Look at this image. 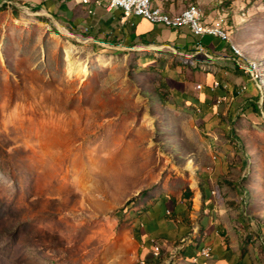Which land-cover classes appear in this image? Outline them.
<instances>
[{
    "label": "rangeland",
    "instance_id": "374dc122",
    "mask_svg": "<svg viewBox=\"0 0 264 264\" xmlns=\"http://www.w3.org/2000/svg\"><path fill=\"white\" fill-rule=\"evenodd\" d=\"M224 31L256 91L206 127L139 62L175 53L112 50L0 8V264H137L132 212L218 168L224 214L244 219L264 264V0H239Z\"/></svg>",
    "mask_w": 264,
    "mask_h": 264
},
{
    "label": "crops",
    "instance_id": "0c3cea01",
    "mask_svg": "<svg viewBox=\"0 0 264 264\" xmlns=\"http://www.w3.org/2000/svg\"><path fill=\"white\" fill-rule=\"evenodd\" d=\"M2 6L47 15L68 32L112 50L162 49L175 53L178 63L154 53L141 56L139 62L158 70L168 96L198 112L206 127L217 125L219 115H231L236 103H230L240 93L256 91L238 68L230 42L216 35L193 36L185 26L168 28L137 16L123 19L120 9L95 6L93 0L88 5L79 0H0ZM160 6L170 15L197 7L203 26L224 30V15L234 13L239 0H174ZM199 46L202 51H198ZM201 171L198 174L205 178L188 199L163 192L142 210L132 212L137 264H190L203 246L211 248L209 264H262L244 219L224 214V179L218 178L224 171ZM155 246L159 248L157 254Z\"/></svg>",
    "mask_w": 264,
    "mask_h": 264
},
{
    "label": "built area",
    "instance_id": "2783aa9c",
    "mask_svg": "<svg viewBox=\"0 0 264 264\" xmlns=\"http://www.w3.org/2000/svg\"><path fill=\"white\" fill-rule=\"evenodd\" d=\"M79 2L83 5H88L90 3V0H79ZM164 2L167 3L170 2V0H164ZM146 3L154 4V12H151V17H144V10H146ZM93 4L95 6H104L106 9H120L123 19L129 16H137V17H142L153 24H161L165 26V23L161 20L160 17L157 16L156 3H154L153 0H93ZM172 16H187V23L183 26L188 28V30L193 36H202V35L212 36V33H218L219 31H221L219 27L215 31H210V33L199 32L198 21H204V19H203V15L199 14L198 9L197 11H185L184 8L176 13H172ZM198 51H202V48L200 46L198 47ZM233 56L235 59L234 54ZM237 66L243 72L244 75L246 76L247 74L249 75L250 70L247 67H242L238 62H237ZM196 87H198V85ZM210 253H211V248L209 246H203L202 248L199 249V253L197 256H195V259L209 260Z\"/></svg>",
    "mask_w": 264,
    "mask_h": 264
},
{
    "label": "bare ground",
    "instance_id": "6f19581e",
    "mask_svg": "<svg viewBox=\"0 0 264 264\" xmlns=\"http://www.w3.org/2000/svg\"><path fill=\"white\" fill-rule=\"evenodd\" d=\"M170 1H174V0H170ZM153 2L156 3L157 16L161 18V20L165 23L166 27L178 28V27H181L187 23V16H172V15L168 14L167 12H165L162 9V7L160 6L161 2H164V0H153ZM197 9H198L197 7L191 6V7L185 8V11H197ZM151 12H154V4L153 3H146V10H144V17H151ZM198 12L200 15H202V13L199 9H198ZM241 15H244V14L242 13ZM198 29H199V32H201V33H210V31L217 30L218 27L203 26L201 21H198ZM212 35H216L219 38L224 39V40H229L228 33L225 32L223 29H221V31H219L218 33H212ZM230 49L233 52V54L235 55V57L239 58V60L238 59L237 60L240 61V63L239 62L238 63L242 67H247L250 70V74H251V70L254 68H252L249 65L245 66L242 63V61L240 60L242 57V54L240 53V51L232 43H230ZM70 52H71L70 49H68L66 54H67V59H68V71L70 72V74H72L73 72H75L76 67L70 61V56H71ZM80 71L82 73L86 72L85 69H83V68H81ZM214 86H217V84H214ZM158 251H159V248L157 246H155L154 247V254H157ZM209 257H210V255H209ZM190 264H209V263H208V260L195 259V256H194L191 258Z\"/></svg>",
    "mask_w": 264,
    "mask_h": 264
},
{
    "label": "trees",
    "instance_id": "16d2710c",
    "mask_svg": "<svg viewBox=\"0 0 264 264\" xmlns=\"http://www.w3.org/2000/svg\"><path fill=\"white\" fill-rule=\"evenodd\" d=\"M1 8V7H0ZM190 194L191 193H188V194H186V195H184L183 197L185 198V199H188V197L190 196ZM129 206H130V201H127L125 204H124V206L122 207V211H124V210H127L128 208H129Z\"/></svg>",
    "mask_w": 264,
    "mask_h": 264
}]
</instances>
